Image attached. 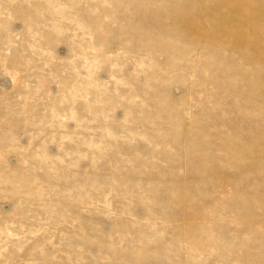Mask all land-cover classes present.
I'll list each match as a JSON object with an SVG mask.
<instances>
[{
	"label": "rangeland",
	"instance_id": "rangeland-1",
	"mask_svg": "<svg viewBox=\"0 0 264 264\" xmlns=\"http://www.w3.org/2000/svg\"><path fill=\"white\" fill-rule=\"evenodd\" d=\"M0 264H264V0H0Z\"/></svg>",
	"mask_w": 264,
	"mask_h": 264
},
{
	"label": "bare ground",
	"instance_id": "bare-ground-1",
	"mask_svg": "<svg viewBox=\"0 0 264 264\" xmlns=\"http://www.w3.org/2000/svg\"><path fill=\"white\" fill-rule=\"evenodd\" d=\"M249 2V1H248ZM245 3H247V2H245ZM246 5V4H245ZM235 8V7H234ZM235 13H233V15H231V16H233L234 18L239 14V13H241L242 11H244L245 13H248L249 14V12H252L251 11V9H250V7H248V5L247 6H245V7H238V8H236L235 9ZM251 14V13H250ZM222 19V18H221ZM220 22H222L221 20H220ZM256 33H257V31H252V34L253 35H256ZM258 34V33H257Z\"/></svg>",
	"mask_w": 264,
	"mask_h": 264
}]
</instances>
